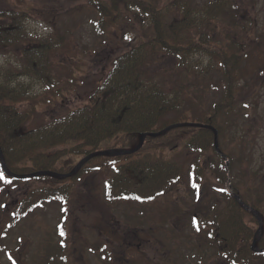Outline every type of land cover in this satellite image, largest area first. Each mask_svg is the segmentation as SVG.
Instances as JSON below:
<instances>
[{"label": "trees", "instance_id": "trees-1", "mask_svg": "<svg viewBox=\"0 0 264 264\" xmlns=\"http://www.w3.org/2000/svg\"><path fill=\"white\" fill-rule=\"evenodd\" d=\"M85 1L97 14L94 30L101 37L109 28L129 22L138 36L110 58L108 72L84 104L32 128L27 127L32 111H21L18 107L29 98V86L23 81L14 82L26 77L45 81L52 70L50 56L62 46L63 38L51 33L24 48L31 41L23 22L27 13L0 11V19L9 21L7 25L0 24V48H16L22 61L17 70L0 68V155L7 171L17 177L7 175L1 165L0 173L10 182L36 180L46 184L18 199L7 224L10 228L45 200H67L72 188L67 184L69 181L76 182L84 174L104 169L109 173L104 184V198L109 204L144 203L161 196L179 181L183 172L179 162L155 154L166 150L182 149L199 155L188 175L191 196H197L194 193L204 172L201 155L213 154L209 158L211 171L215 170V158L223 163V157L228 156L222 146L224 128L233 122L236 112L248 106L244 103L242 109H236L240 100L237 85L242 79L241 66L247 57L246 46L241 43L243 38L236 41L228 36L224 43L200 26L203 21L216 20L227 10L234 13L233 0H208L202 5L188 0ZM200 58L215 62L220 72L218 90L221 89L218 100L202 107L188 98L185 84L179 82L180 76H194L193 69L199 67ZM259 71L255 81L260 79ZM143 134L148 135L140 144ZM240 144L238 160L243 163L246 145ZM112 149L130 153L93 157L75 173L64 177L85 156ZM72 156H78V162L68 159ZM203 162L206 167V159ZM241 174L245 176L247 169L241 168ZM226 178L225 174H218L210 189L217 193V186L220 188L218 201H213L202 220L210 226L209 243L218 254H225L230 264L264 260L261 251L264 226L259 235L246 225L247 215L253 222H259L241 207L232 193L257 211L263 221L264 199L254 203L246 198L250 190L234 186L229 187L232 193L227 191ZM63 228L62 222L58 230L60 239L64 238ZM254 238L257 250L252 248Z\"/></svg>", "mask_w": 264, "mask_h": 264}, {"label": "rangeland", "instance_id": "rangeland-1", "mask_svg": "<svg viewBox=\"0 0 264 264\" xmlns=\"http://www.w3.org/2000/svg\"><path fill=\"white\" fill-rule=\"evenodd\" d=\"M162 1L169 3L173 0ZM206 1L188 0L195 5ZM233 2L236 5L234 13L227 10L216 20L203 21L200 26L212 38L224 43L228 36L236 41L243 38L241 43L246 46L247 57L242 63V79L237 85L241 106L238 104L236 109H242L245 104L248 106L244 111L236 112L233 122L224 128L222 146L228 156L223 157V163L215 158V170L211 171L209 158L213 154L201 155L204 172L194 193L198 195L191 196L188 175L199 155L182 149L155 153L179 162L183 172L168 192L144 203L123 201L109 204L104 198L108 170L84 174L76 182L67 183L72 186L67 200L43 201L15 227L7 226L12 215L11 207L0 210V229L6 234L0 243L4 248L0 250V264H110L112 258L99 261L96 250L102 247L109 250L107 237L115 236L120 241L126 234L132 237L133 233L138 234L140 242L147 240L141 250H159L158 257L163 256L161 264H230V259L225 254H218L209 243L210 226L202 221L213 201H218L219 186L217 193L210 191L215 177L222 173L226 175L224 187L227 191L234 186L250 190L246 198L254 203L264 199V0ZM85 3V0H0V11L27 13L23 22L31 41L26 42L24 48L51 33L63 38L62 46L50 56L52 70L45 81L26 77L14 82L23 81L29 86V98L18 104L21 111H32L28 128L49 122L84 104L108 72L110 58L132 44L138 36L129 22L109 28L101 37L94 30L97 14ZM8 22L5 18L0 19L1 25ZM21 63L16 48H0L1 70H17ZM258 70L263 76L255 81ZM193 74V77H179V82L185 84L188 98L201 107L218 100L220 72L215 62L200 58L199 67H194ZM241 142L246 145L243 163L238 160ZM68 159L75 163L79 157ZM241 168L247 169L245 176H242ZM44 185L36 180L10 183L0 180V201L4 199L3 202L7 203V200L21 199ZM221 207H225L224 202ZM108 221H115L116 225H109ZM62 222L64 238L60 239L58 230ZM245 223L255 231L260 225L264 226L263 220L257 224L248 215ZM150 239L154 248L149 245ZM149 258L154 261L150 252ZM138 261L133 260V264ZM253 264H264V260L257 258Z\"/></svg>", "mask_w": 264, "mask_h": 264}, {"label": "flooded vegetation", "instance_id": "flooded-vegetation-1", "mask_svg": "<svg viewBox=\"0 0 264 264\" xmlns=\"http://www.w3.org/2000/svg\"><path fill=\"white\" fill-rule=\"evenodd\" d=\"M3 200L4 199L0 201V210L2 208L6 209L10 206L12 209V213H13L14 209L18 205V199L7 200V203H4ZM1 220L2 219H0V226L2 224ZM108 224L116 225V222L108 221ZM4 234L5 233H3V231L0 229V243L6 238V234L5 235ZM139 240H140V237L138 236L137 233H133L132 237H129L126 234V236L123 237L120 241L117 240L115 236H113L112 238L107 237L106 246L109 250H96L97 258L99 259V261H102L103 259L106 260V258L108 260L112 258L113 261L110 262V264H133V260H136V259H139V261L136 264H147V262L152 263V264H161L163 260V256L158 257L159 254H161L159 253V250L157 249L151 250L150 248L149 250H141L144 247L143 244L147 243V240L145 241L141 240L142 242H140ZM150 241H152V239L149 240V245H150ZM110 245H113V246L111 247ZM109 246L111 247V250ZM147 247L145 246V248ZM150 247L154 248L153 245H150ZM0 250H4V248L1 245H0ZM149 252L152 254L154 261L152 259L150 260Z\"/></svg>", "mask_w": 264, "mask_h": 264}, {"label": "water", "instance_id": "water-1", "mask_svg": "<svg viewBox=\"0 0 264 264\" xmlns=\"http://www.w3.org/2000/svg\"><path fill=\"white\" fill-rule=\"evenodd\" d=\"M148 135V134H143L141 135L140 137V144H142L145 136ZM215 145L217 147V138L215 136ZM127 153H130V151L128 150H119V149H112V150H105V151H101V152H94V153H91L87 156H85L84 158H82L81 160H79V162L76 164V166L72 169L71 172H69L68 174H65L64 177H69L70 175H72L73 173H75L79 168L80 166L87 160L93 158V157H96V156H101V155H105V156H111V155H123V154H127ZM0 165H1V168L3 169V171L9 175V176H12V177H17V176H14V175H11L7 169L5 168L4 166V163L2 161V157L0 155ZM48 174H51V175H56L55 173H52V172H46ZM24 177V176H23ZM22 177V178H23ZM234 197L236 198V200L238 201V203L241 205V207H243L245 210L249 211L252 216L257 219L258 222L261 223V217L260 215L257 213V211H255L254 209H252L251 207H249L248 205H246L245 203L242 202V200L235 194H233ZM262 230H263V227L260 225L259 226V230H258V233L259 235H261L262 233ZM252 248L256 250V238L253 239V242H252ZM264 252V250H262Z\"/></svg>", "mask_w": 264, "mask_h": 264}, {"label": "snow or ice", "instance_id": "snow-or-ice-1", "mask_svg": "<svg viewBox=\"0 0 264 264\" xmlns=\"http://www.w3.org/2000/svg\"><path fill=\"white\" fill-rule=\"evenodd\" d=\"M0 180H3L5 183H10V181H7L4 174L3 173H0ZM139 199V198H138ZM63 234V233H61Z\"/></svg>", "mask_w": 264, "mask_h": 264}]
</instances>
